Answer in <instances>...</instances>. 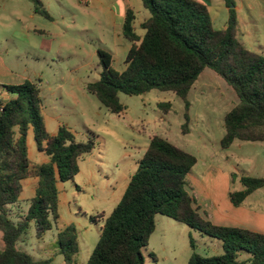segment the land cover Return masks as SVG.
Segmentation results:
<instances>
[{
    "label": "trees",
    "instance_id": "16d2710c",
    "mask_svg": "<svg viewBox=\"0 0 264 264\" xmlns=\"http://www.w3.org/2000/svg\"><path fill=\"white\" fill-rule=\"evenodd\" d=\"M30 1L38 14L52 19L41 0ZM142 1L151 13L141 25L144 36L135 29V13L128 10L125 16L123 35L132 43L126 69L117 71L113 56L100 51L101 76L88 85L89 92L113 114L127 110L121 94L172 92L185 102L182 132L187 135L192 106L189 94L210 69L239 99L225 116L222 148L229 149L236 141L264 142V57L238 41L234 1L224 0L229 20L223 29L215 27L209 6L200 0ZM0 90L13 96L7 102L0 100V264H49L22 250L21 240L32 229L42 239L58 224V184L80 173V160L96 150L97 142L91 137L79 142L67 125H62L57 135H50L38 84H0ZM158 106L168 113L173 104L161 102ZM32 129L38 149L50 157L46 164L36 165L29 157L28 135ZM197 164L194 154L154 135L120 203L109 217H98L104 226L87 264H145L142 251L156 231L159 215L221 242L223 254L213 257L197 253L191 242L194 252L189 264H264L263 233L216 225L194 206L195 200L187 191V176ZM30 178L39 179L36 195L28 202L27 214L15 220L8 206L20 202L23 181ZM241 182L244 190L230 193L235 207L242 206L256 191L264 190V178L243 176ZM56 245L66 264H76L80 243L74 226L59 232ZM244 254L247 257L243 258Z\"/></svg>",
    "mask_w": 264,
    "mask_h": 264
},
{
    "label": "rangeland",
    "instance_id": "374dc122",
    "mask_svg": "<svg viewBox=\"0 0 264 264\" xmlns=\"http://www.w3.org/2000/svg\"><path fill=\"white\" fill-rule=\"evenodd\" d=\"M41 1L51 20L38 14L30 0H0V57L20 82L39 85L47 119H61L80 137L95 139L97 148L93 155L80 160L81 171L74 179L59 183V224L42 239L32 229L29 236L22 238L20 248L49 264H66L56 245L58 228L74 226L80 243L76 264H87L104 226L98 217H109L120 203L126 191L124 169L133 166L137 171L136 163L145 155V145L154 135L166 137L198 158V165L187 176V191L198 203L206 205L208 214V207L215 201L223 213L230 204L234 215L242 213L240 219H248L244 210L231 204L229 194L244 190L243 176L264 178V142L236 141L229 149L222 148L225 116L239 103L235 91L207 69L189 94L192 106L187 135L182 132L185 102L172 92L121 94L127 110L113 114L89 92L88 85L100 79V51L113 56L117 71L126 69L132 43L124 37L121 27L123 1ZM233 1L238 16V41L264 57V0ZM204 3L209 6L215 27L225 28L229 20L225 1ZM25 77L28 79L24 81ZM161 102H171V111L166 113L159 108ZM34 141L32 138L33 153ZM208 170L213 174L211 179L205 178ZM16 207L8 206L15 220ZM244 207L252 211L248 224L264 234V190L253 193ZM191 242L204 257L223 254L218 240L159 215L156 231L142 251L145 264H189L194 252Z\"/></svg>",
    "mask_w": 264,
    "mask_h": 264
},
{
    "label": "crops",
    "instance_id": "0c3cea01",
    "mask_svg": "<svg viewBox=\"0 0 264 264\" xmlns=\"http://www.w3.org/2000/svg\"><path fill=\"white\" fill-rule=\"evenodd\" d=\"M122 1L124 4V14H125L123 17V21L121 22L122 30H123V25H124L126 13L128 10H132L136 15L135 29L139 35L144 36L145 31L141 29V25L151 17V13L149 12V10H147L144 7L142 0H122ZM200 1L210 2L211 0H200ZM115 17H117L116 14H115ZM116 21H118V18L116 19ZM138 28L141 29V31H138ZM26 79H28V78L27 77L23 78L24 81ZM20 81L21 80H19V76L15 73V71L13 69L9 68L8 64L4 63L0 57V84L1 85H19V84L24 83V82H20ZM12 97H13L12 95L0 90V100L1 101L7 102ZM43 116H44V120H45L47 130L50 133V135H52V136L58 134L62 125H67L64 122H62L61 119H59L57 117H49L47 119L44 111H43ZM67 126L75 134L76 139L79 142H85L88 140V136L80 137L75 129L71 128L69 125H67ZM32 138H34V140H35V134H34L33 129L29 132V135H28L29 157H30L31 161L36 165H42V164H46V163L50 162V157L46 154V152L40 151L38 149L36 141H34L35 146H36V150L33 153L32 145H31ZM151 138L149 141H151ZM149 145H150V142H149ZM149 145L148 144L145 145L146 151L149 148ZM93 153L90 155H93ZM140 161L141 160H139L136 163L137 169H138ZM124 170L127 171L126 176L123 178V181L126 184L125 187L127 189L132 176L136 173L135 172L136 170L133 166L125 168ZM205 175H206V177H205L206 179L207 178L211 179L213 176V174L211 173V170L210 171L208 170L205 173ZM38 184H39L38 178H30V179L23 181V192H22V195L20 197V202L16 205L17 206L16 211H13V213H15V215H17L16 219H19L21 216L27 214L28 209H29L28 202L36 195V190H37ZM58 189H59V184H58ZM208 193L211 196V192L209 190H208ZM193 198L195 200L194 206L199 210L200 214L204 218L211 220L214 224L220 225V226H228V227H239V228L249 229V230H253V231L258 232L257 230H254V228H251L252 226L250 224H248V219H249V221L251 220L250 212L252 213V211L247 210L244 207L247 200L244 202V204L242 206L237 207V208H241V210L245 211V218L247 217L248 219L243 221L242 219H240V216L243 217L242 213L239 215H234L232 213L233 209L230 207V204H229V207L227 208V210L223 213V211L221 210L220 203H216L214 201V204L212 206L208 207L210 209V212H211V214H208V212L206 211L207 210L206 205L203 203H198L196 198L195 197H193ZM229 200H230V194H229ZM230 202H231V200H230ZM60 203H61V201H60V192H59V207H60ZM231 204H232V202H231ZM227 212H229V213H227ZM104 215L106 218L108 217L106 214H104ZM228 215H230V216H228ZM60 219H61V216H60ZM100 221H102V220H100ZM58 224H59V222H58ZM64 229L65 228H63V227L58 228L59 232L64 230ZM218 244H219L220 250H221L222 245L220 243H218Z\"/></svg>",
    "mask_w": 264,
    "mask_h": 264
}]
</instances>
